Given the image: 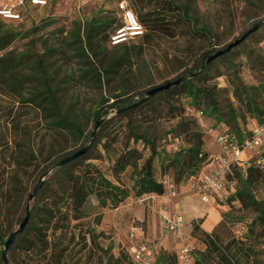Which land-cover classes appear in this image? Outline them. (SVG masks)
<instances>
[{
  "label": "rangeland",
  "instance_id": "rangeland-1",
  "mask_svg": "<svg viewBox=\"0 0 264 264\" xmlns=\"http://www.w3.org/2000/svg\"><path fill=\"white\" fill-rule=\"evenodd\" d=\"M9 0H0V7ZM126 1L137 16L136 7H143L145 13L161 15L168 21L170 34L159 32L151 37L137 38L123 45L114 46L106 38L105 29L111 25L109 37L124 25L120 4ZM45 7L27 6L21 10V20H8L0 17L2 30L17 33L12 44L0 52V236L7 240L18 229L25 217L28 197L39 179L51 165L73 150L85 147L90 135L95 131L94 114L106 110L104 101L115 89L138 95L151 88L173 81L201 64L204 55H212L233 43L254 25L264 20V0H47ZM93 20L104 23L97 35V49L93 58L102 68L126 56L127 66L117 77L105 75V82L88 81L85 63L73 57L77 45L85 42L86 32ZM146 30V28H144ZM146 34V32H145ZM264 55V27L260 28L244 44L214 65L203 77L200 87L217 86L219 90L229 91L231 79L238 70L242 81L250 86L264 82V68L252 69L257 56ZM47 64L48 77L40 75L39 61ZM207 82L205 83V81ZM50 83L62 98L63 108L74 113L83 128L84 136L77 137L69 132L57 130L50 125L38 98L44 83ZM138 97V96H136ZM226 99L228 94L221 96ZM35 99V101H33ZM180 104L187 105L191 99L186 95L177 98ZM224 105V104H223ZM204 110V108H201ZM111 121L116 113H107ZM128 120L141 135L146 136L152 145L143 142L132 144L140 152L135 162L141 168L152 155V146L157 155L154 158L157 179L163 181L161 163L166 154L186 147L184 136L178 137L175 130L178 120L162 119L153 124H144L131 115ZM191 121H196L191 119ZM108 119L104 120L107 122ZM103 122V123H104ZM216 129L221 127L216 119ZM126 123V122H125ZM256 122L252 117L241 126V135H233L236 140L245 141L251 137ZM114 124L111 122L110 126ZM203 133L204 149L219 153L220 146L214 139ZM155 142V143H154ZM123 146V137L113 144L104 139L94 150L97 159L89 163L97 166L112 182L128 187L130 197L126 202L131 206L119 210L102 209L84 196L87 217L72 229L68 235L57 233L56 242L51 237L52 247L46 252L27 253L14 248L8 253L10 264H136L127 249L130 234L148 228V217L152 210L148 201L138 203L134 197V184L138 178L134 163L128 167L120 180L114 178L112 167L115 165ZM264 153V150H263ZM253 165V164H252ZM242 169L243 173L247 167ZM51 176V175H49ZM46 178V180L49 178ZM77 184L79 176H74ZM229 184L228 196L217 200L214 205H226L228 212L223 217L225 224L220 229L222 256L213 255L204 259L206 246L200 241L186 242L192 249L193 263L198 264H264V229L257 222L256 236L249 238V229L258 219L254 209H244L241 204L228 203L233 193ZM259 201L264 200V181L255 185L254 191ZM76 203V199L74 200ZM228 203V204H227ZM33 202L31 203V207ZM122 207V205L120 206ZM119 207V208H120ZM144 215V221L138 220ZM44 223V220L31 216L30 224ZM209 222L206 226H209ZM76 225V222L73 223ZM233 246L232 248H229ZM3 245L0 243V264ZM109 260V263H108Z\"/></svg>",
  "mask_w": 264,
  "mask_h": 264
},
{
  "label": "trees",
  "instance_id": "trees-1",
  "mask_svg": "<svg viewBox=\"0 0 264 264\" xmlns=\"http://www.w3.org/2000/svg\"><path fill=\"white\" fill-rule=\"evenodd\" d=\"M136 11L139 22L146 28V34L144 32L143 36L139 37L144 38V42L146 38L151 37V34L159 32H168L170 34L171 30L168 21L164 19V17L145 13L143 7H136ZM1 24L0 21V31L2 30ZM103 26L104 23L93 20L86 32L85 42H82L81 46L77 45V49L75 48L76 53L73 55V57L82 60L88 67V71L86 75H84L88 78V81H98L100 86L105 82V75L117 77L127 66L129 60L126 56L120 57L109 67L102 68L93 58L97 49V35L101 33ZM122 26L123 25L120 27ZM120 27H118L113 34ZM262 27H264V25L260 28ZM110 28L111 25H108L105 31L107 32L106 38H109L110 44H112L111 36L113 34H111L110 37L108 35ZM260 28L256 32H258ZM256 32L251 34L242 44ZM17 36V33L14 32L0 36V52L7 49ZM126 44L127 43H123L120 45H123L126 50ZM238 47L217 60L206 64L204 70L196 74L194 78L182 82L178 86H172L170 89L159 92L151 97H147V93L153 88L146 92H140L138 95H130V92L121 89H115L110 93L108 98L104 101V108L106 110H98L94 114L95 127L96 122L110 110L114 111L116 116L111 121L108 119L107 122L102 123L95 142L87 154L71 161L63 167L55 169L50 174L51 176L46 180L33 201L30 215V221L32 216L34 219L44 220V223H32L31 225L29 221L25 231L18 236L9 252L11 253V251L17 247L27 253L37 251L46 252L51 249L56 251L57 247H52L50 238L52 237L54 242H56L59 238L57 236L58 232L68 235L73 228L77 227L79 223L87 217V210L82 207L85 204L84 196L86 197V195L88 199H91V202L102 209H118L126 202L130 197V193L127 189L128 187L112 182L97 166L89 163L91 160L97 159L95 155H93L94 150L102 144L104 139L108 142L110 140V143L116 144L117 138L123 137V146L115 165L112 167V172L114 178L120 180V177L125 173L126 169L134 163L133 168L138 175L134 184V197L136 199L146 198L150 195L163 196L166 194V184L164 181L157 179L155 173L156 167L154 166V158L157 155L156 149L152 146L151 158L148 159L141 168L135 163L140 158V152L136 150V148H132V144L143 142L144 145H152V143L146 136L138 133L136 127L130 123L128 118L131 115H137V118L141 120L142 123L150 125L162 119L178 120V124L172 133L174 132L178 137L184 136L187 146L178 149L174 153L166 154L161 163L162 176H168L170 183L175 186H180L191 178L197 177L209 161V154L204 149L205 141L203 133L199 130L200 126L197 121H191V117L186 114L187 107L191 106L195 109L202 110L207 120L213 125L216 126V123L213 122V120L216 119L221 123V127L227 126L230 133L237 134L238 136L241 135V126L247 120V117H252L253 121L259 125H263L264 82L259 83L257 86L247 85L239 77L238 70L234 68L235 76L230 81V85L233 88L231 96L229 95V91L219 90L217 86L200 87L197 85V82L202 83L203 80L201 79L207 76L215 64L230 55ZM217 52L218 51L215 53ZM212 55H204L201 64L196 66L195 69L169 82H174L183 76L196 73ZM38 67L41 77H48L47 64L41 60L38 62ZM257 67L264 68V55L257 56L256 61L252 63V69H256ZM206 82L207 80L205 83ZM224 94H228L226 99H222L221 97ZM184 95L191 99V103L187 105L179 103L177 98ZM36 98H38L39 106L43 108L46 113L48 112V118L52 119L50 125L53 128L61 132H69L72 136L77 137V141L82 140L84 131L78 117L74 113H70V111L63 108L62 98L59 97L56 89H54L50 83H44L43 90L40 91ZM33 101H35V99ZM201 108H204V110ZM122 109L127 110L117 114V111ZM111 122H114V124L110 126ZM229 131L226 132L230 135L232 143L241 144L244 142L236 140ZM91 136L92 134L89 137L91 138ZM85 147L83 146L80 149ZM80 149L65 154L59 160L55 161L48 171ZM242 169L244 168L235 165L228 176L229 184L234 183L233 193L230 195L228 203L233 204L234 202H238L241 204L242 208H252L258 213L257 221L253 222L249 229L250 238L256 236L257 222L264 229V200L259 201L254 193L255 185L264 181V171L252 164L247 167L244 173ZM74 176H79L80 180L78 184ZM32 193H30V195ZM75 199L76 203H74ZM26 208L27 206L25 207V214ZM23 219L24 218H22L21 221ZM75 222L76 225H73ZM224 224L225 220L223 217V220L210 233L206 232L201 227L203 225V220L199 224L195 223L193 225L192 236L206 246V251L203 254L204 259H209L213 255L222 256L224 250H226L222 246V236L219 232ZM6 241L7 240H3L0 236V243L3 245V248ZM232 247L233 246H230L228 249ZM154 264H180V261L177 254L161 250L155 253ZM198 264L203 263L199 261ZM227 264L230 263L227 261Z\"/></svg>",
  "mask_w": 264,
  "mask_h": 264
},
{
  "label": "built area",
  "instance_id": "built-area-1",
  "mask_svg": "<svg viewBox=\"0 0 264 264\" xmlns=\"http://www.w3.org/2000/svg\"><path fill=\"white\" fill-rule=\"evenodd\" d=\"M47 0H9L0 7V17L8 20H21V10L27 6L45 7ZM123 13L124 25L112 36L111 43L114 46L128 43L143 36L145 29L139 22L136 14L131 10L126 1L120 4ZM186 114L197 121L206 135L212 137L221 152L209 158L207 170H203L197 177L191 178L192 188L201 198L205 205L215 204L217 200H224L228 194V176L235 165L246 168L253 164L264 171V124L255 123L251 130V137L241 144L231 142L230 135L226 130L216 129L209 122L202 110L187 107ZM167 188L173 196H176V186L167 183ZM163 229L170 235L183 233L186 236V224L180 213L164 216L162 218ZM137 229L130 234V245L127 249L132 260L136 264H154L155 252L153 246L147 241H137ZM190 245H185L179 251L180 264H194Z\"/></svg>",
  "mask_w": 264,
  "mask_h": 264
},
{
  "label": "crops",
  "instance_id": "crops-1",
  "mask_svg": "<svg viewBox=\"0 0 264 264\" xmlns=\"http://www.w3.org/2000/svg\"><path fill=\"white\" fill-rule=\"evenodd\" d=\"M221 150V148H220ZM209 154V158L219 153L213 154L211 149L206 150ZM208 166H205L203 170H207ZM202 170V171H203ZM164 183L166 184L167 192L163 196L150 195L146 198L137 199L136 206L138 203L144 206V203L148 201L150 203L151 214L148 217V228L143 231L142 229L137 233V241H147L154 249L155 253L159 251H167L170 253L178 254L182 247L186 245V242L193 244L192 241H198L192 236V228L195 223L199 224L203 220L201 226L206 232L210 233L213 231L218 224L223 220L224 213L228 212L226 205H205L202 203L201 198L195 193L192 188V180L190 179L186 183L180 186H176V196L171 194V191L167 188V183H170L169 178H165ZM131 206L130 202H125L122 207L116 209L119 210L124 207ZM173 213H180L188 225L186 228V236L183 233L179 235H170L163 229L162 218L164 216L172 215ZM144 215H140L138 220L144 221ZM209 226L206 223L209 222ZM189 239H192L190 241Z\"/></svg>",
  "mask_w": 264,
  "mask_h": 264
},
{
  "label": "water",
  "instance_id": "water-1",
  "mask_svg": "<svg viewBox=\"0 0 264 264\" xmlns=\"http://www.w3.org/2000/svg\"><path fill=\"white\" fill-rule=\"evenodd\" d=\"M262 25H264V20L260 23H257L256 25H254V27L252 29H250L247 33H245L240 39L236 40L235 42L229 44L228 46L222 48L220 51H218L217 53H215L214 55L210 56L208 58V60L206 61V63L201 67V69L197 70L196 73L191 74V75H187V76H183L179 79H177L174 82H169L163 86H159L156 88H153L152 90H150L147 93V97H151L159 92L165 91L170 89L172 86H178L180 85L182 82H185L187 80H190L192 78H194L196 76V74L200 73L201 71L204 70V67L206 64H209L212 61L217 60L218 58L222 57L223 55L228 54L230 51H232L233 49H235L236 47H238L239 45H241L251 34H253L254 32H256ZM127 109H122L117 111V114L122 113L124 111H126ZM109 119L107 114H104L97 122H96V127H95V131L92 133L91 136V140L89 145H87L85 148L80 149L79 151H77L76 153H74L73 155L67 157L66 159L62 160L61 162H59L57 165H55L50 171L46 172L38 181V183L36 184L33 193L30 195L29 199H28V203H27V208H26V216L24 217V219L21 221L19 227L17 230H15L7 239V241L4 244V248L2 250V261L4 264H10L9 259H8V252L10 251V249L12 248V246L14 245V243L16 242L17 238L19 235H21L29 221H30V215H31V203L34 201V199L36 198V196L38 195L39 191L42 189L44 183L46 182V178L57 168L63 167L66 164L70 163L73 160H76L80 157H82L83 155L87 154L91 148V146L94 144L95 139L97 137L98 131L102 125V123L104 122V120Z\"/></svg>",
  "mask_w": 264,
  "mask_h": 264
}]
</instances>
